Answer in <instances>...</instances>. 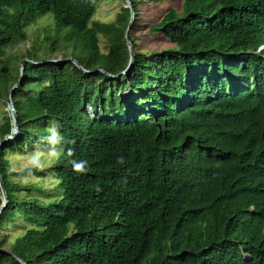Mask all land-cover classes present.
Wrapping results in <instances>:
<instances>
[{"label":"trees","instance_id":"16d2710c","mask_svg":"<svg viewBox=\"0 0 264 264\" xmlns=\"http://www.w3.org/2000/svg\"><path fill=\"white\" fill-rule=\"evenodd\" d=\"M103 1L114 0H0V104L21 61L35 63L0 148V230L24 226L8 252L0 242V264H264V0H179L147 30L170 48L148 53L134 34L141 1L129 0L123 75L130 9L93 21ZM46 16L52 28L29 34ZM53 126L60 158L12 171L11 156L47 153ZM13 127L4 114L0 141ZM30 174L60 195L14 181Z\"/></svg>","mask_w":264,"mask_h":264},{"label":"rangeland","instance_id":"374dc122","mask_svg":"<svg viewBox=\"0 0 264 264\" xmlns=\"http://www.w3.org/2000/svg\"><path fill=\"white\" fill-rule=\"evenodd\" d=\"M141 1L140 3V13L137 25L134 29V34L137 37V44H138V51L143 53H148L152 51H161L163 49L170 48V45L167 44L161 37L158 35H150L147 34V30L149 27H151L153 24H155L160 17L163 15L164 12H166L170 8H175L177 10L180 9V3L179 0H172L169 3L164 4V6H157L154 5L150 0H137ZM125 2L123 0H114V1H103L97 5L96 13L94 16L93 21H97L99 23H109L114 20L115 15L119 12L121 7H124ZM52 20L49 17H42L41 19H38L36 23L33 25H30L28 27L29 34L35 35L36 33H41V36H44V30H50L52 28ZM99 45L100 49L103 53H106V44L103 38L99 37ZM28 47V44L21 45L19 49L24 52L26 48ZM20 66V65H19ZM126 94V91L123 89L119 91V96L123 97ZM86 113L90 117H96V110L91 109L89 106L85 107ZM4 114H9L7 110L6 102H3L0 104V122L1 117ZM55 127L56 131H58L57 126ZM52 127V128H53ZM49 132V131H48ZM50 133V132H49ZM37 151H42L41 147H38L35 149V153ZM32 155L29 153H24L22 155L18 156H11L9 158V161L11 163L10 169L12 171H18L26 167H32L36 168L38 170H43L46 167H48L46 163L38 162L36 166H33L31 158ZM15 182L28 184V185H34V186H41L43 187L47 192L43 196L45 199H50L54 195L58 196L60 195V191L58 189H55V183L51 180H45L43 177H40L39 174H30L29 176L23 177V178H16L14 179ZM31 196H36L35 193L31 194ZM22 198L24 196H21ZM23 224L20 220H16L15 224H10L2 227L0 230V242L1 248L8 252L10 246L14 243L16 238L20 237L21 231L23 230Z\"/></svg>","mask_w":264,"mask_h":264},{"label":"water","instance_id":"95a60500","mask_svg":"<svg viewBox=\"0 0 264 264\" xmlns=\"http://www.w3.org/2000/svg\"><path fill=\"white\" fill-rule=\"evenodd\" d=\"M124 2L126 4V7L130 9V14H131L130 15L129 24H128V27H127L126 32H125V40H126V44H127L128 49H129V54L130 55H129L128 66H127L126 70L121 73L122 75L127 73L131 69V67L133 66V63H134V54H133L132 47H131V44H130V41H129V30H130V27L132 25L134 15H133L132 5H131L130 1L129 0H124ZM67 61L68 62H72V63L77 65V63L73 59L69 58ZM62 62H64V61H60V60H58V61H46V62L41 63V64H45V63H62ZM24 63L35 64V63H32V62L27 61V60H22L21 63H20V67H21L20 68V74H21L20 80L11 89V91L8 94L7 101H6L7 110H8L9 116L12 119L14 127H13V130H12V134L0 141V148L5 142H7L9 140H13L16 137V135H17V118H16L15 109H14V106H13V103H12V100H11V93L19 85V83L21 82V80L23 78V64ZM78 67H79V69H81L83 72L86 73V71L84 69H82L80 66H78ZM0 192H1V205H0V213H1L6 208V206L8 204V200H7L4 184H3V181L1 179V177H0Z\"/></svg>","mask_w":264,"mask_h":264},{"label":"clouds","instance_id":"9594fccd","mask_svg":"<svg viewBox=\"0 0 264 264\" xmlns=\"http://www.w3.org/2000/svg\"><path fill=\"white\" fill-rule=\"evenodd\" d=\"M50 132V135L48 137H46L45 139L47 140L48 144H49V148L47 153L41 152V151H37L36 153H34L32 155V157L30 158L32 161L33 166H36L38 164V162L42 159L43 156L47 155L50 157H54L56 159H59L60 156L62 155V149H58L57 146L60 144L61 142V137L59 136V134L57 133L55 127L50 128L48 130ZM72 150L69 149L67 155L69 157L72 156ZM74 165V171H76L77 173L82 172L84 169V162H80V163H76V162H72ZM230 198V202L229 205L231 204V202L233 200H235V197L233 195V193H231L229 196ZM252 210V207L249 209ZM240 211L239 209H235V214H238Z\"/></svg>","mask_w":264,"mask_h":264}]
</instances>
